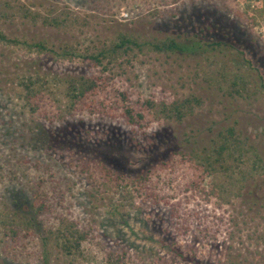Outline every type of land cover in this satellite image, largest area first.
<instances>
[{"label": "rangeland", "instance_id": "1", "mask_svg": "<svg viewBox=\"0 0 264 264\" xmlns=\"http://www.w3.org/2000/svg\"><path fill=\"white\" fill-rule=\"evenodd\" d=\"M0 32V264H264V0H0ZM122 35L137 45L90 58ZM165 37L219 44L151 48ZM191 95L180 120L120 115ZM226 126L239 150L207 169Z\"/></svg>", "mask_w": 264, "mask_h": 264}, {"label": "trees", "instance_id": "2", "mask_svg": "<svg viewBox=\"0 0 264 264\" xmlns=\"http://www.w3.org/2000/svg\"><path fill=\"white\" fill-rule=\"evenodd\" d=\"M0 40H6V41H14L13 39H7L1 32H0ZM219 44L217 41H209L206 42L204 45L198 41L191 38H186L184 40H176L171 37H165L163 39H160L156 42H150L151 48L155 49L157 51H169V52H179V53H186V54H195L199 52H206L208 47H215ZM37 47H40L41 44L39 42H36L34 44ZM136 41L134 39H131L125 35H122L118 41H116L112 46L109 47V49L105 50H99L96 54L90 55V58H92L95 62L99 63L102 58H106L107 56L110 57V59L115 58V53L118 49L124 51L125 49L129 50L130 46H136ZM240 51V50H239ZM238 51V52H239ZM241 55H243V52H240ZM244 62L249 64V60L244 58ZM245 73H237V75H234V78L230 80L229 89L231 91L237 93L239 90L238 83H242V78H244ZM94 79L85 80L80 79L77 81L70 80L67 83V98L70 100V102L74 103L75 101H79L81 98L85 96V94H93L96 91V87L98 86L99 77L94 76ZM244 89V87L242 88ZM119 97H121L122 100L126 99L125 92L118 91ZM199 100L195 96H188L184 97L180 100H173L169 103H166L165 101L160 100L158 103H154L151 100H144L142 101V109H136L134 106H131L129 104H122L120 115L122 116L124 122L132 127L135 128H141L148 125V122L155 120L159 117H170L174 118L176 120H180L184 115L191 113L192 105H198ZM155 108V109H154ZM151 109V110H150ZM145 111V112H143ZM146 116V118H145ZM42 133V132H40ZM215 142V143H213ZM213 144H215V147H211L210 149L203 148L202 150L204 153V160L207 164V169L212 168V163H218L223 159V154H230L231 150L235 149L237 152L240 147V140L235 135L234 129L232 126H226V127H219L216 131V139L213 140ZM211 152V153H210ZM212 154V161L210 162L208 159ZM210 155V156H209ZM96 163L100 165L104 172L107 173L106 165L113 166V162H110L112 160H107L105 156H99V158H95ZM165 161L160 160V164L162 166L165 165ZM45 196V192L38 187L32 192V201L29 204L28 208L32 210V212L35 214L39 211H42L43 209H47V205L44 204L43 197ZM16 203V200H15ZM14 215H21L17 210H14ZM23 215V214H22ZM26 221L29 225H31L30 216H25ZM176 253H179L177 250ZM180 255V254H179ZM182 257V256H181ZM185 258V257H184Z\"/></svg>", "mask_w": 264, "mask_h": 264}, {"label": "built area", "instance_id": "3", "mask_svg": "<svg viewBox=\"0 0 264 264\" xmlns=\"http://www.w3.org/2000/svg\"><path fill=\"white\" fill-rule=\"evenodd\" d=\"M126 14H127L126 12H122L121 13L122 16H126Z\"/></svg>", "mask_w": 264, "mask_h": 264}]
</instances>
